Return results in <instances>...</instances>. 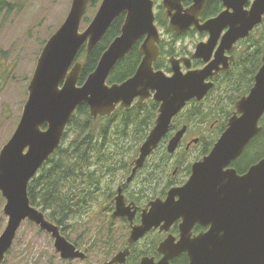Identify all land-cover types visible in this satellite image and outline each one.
<instances>
[{
    "label": "water",
    "instance_id": "obj_1",
    "mask_svg": "<svg viewBox=\"0 0 264 264\" xmlns=\"http://www.w3.org/2000/svg\"><path fill=\"white\" fill-rule=\"evenodd\" d=\"M91 1L72 0L63 23L45 43L27 86L20 120L0 150V194L7 217L0 235V264L25 221L51 237L54 252L62 260L85 259V254L61 235L59 226L31 206L27 192L30 181L60 146L78 107L87 106L90 117L97 119L110 117L116 109H128L135 100L137 107L150 99L159 104L153 125L131 162L128 183L159 146L172 119L188 101L204 98L213 87L209 80L226 73L234 61L228 54L264 18V0H254L248 10L243 8L248 0L237 5L234 0H220L226 10L203 24L199 23V15L207 0H193L187 10H183L181 0H161L170 33L179 36L194 27L197 32L208 34L205 42L195 46L191 58H169L171 75H166L153 67L160 56L161 37L152 0H101L90 24L80 31ZM121 15L124 22L120 34L103 51L83 84L78 85L82 70V64L76 62L78 53L83 47L86 52L92 51ZM140 41L141 60L134 75L121 83H107L117 62ZM193 59L201 60L204 66L191 69ZM263 117L264 55L252 88L235 103L233 115L210 153L192 165L185 186L171 189L164 202L155 200L149 205L141 225L132 228L129 242L138 241L162 222L167 230L181 220L178 242L174 244L167 237L160 244L163 264L181 253L187 254L189 264H264V156L242 175L229 168L260 133ZM185 130L184 127L168 142L169 154L176 150ZM116 201L113 217L124 216L122 199ZM195 223L209 224L211 228L191 237Z\"/></svg>",
    "mask_w": 264,
    "mask_h": 264
},
{
    "label": "trees",
    "instance_id": "obj_2",
    "mask_svg": "<svg viewBox=\"0 0 264 264\" xmlns=\"http://www.w3.org/2000/svg\"><path fill=\"white\" fill-rule=\"evenodd\" d=\"M100 1L93 0L86 13L94 11ZM11 7L0 0V15L4 11L8 12ZM123 22L124 15L116 18L92 51L86 52L84 47L80 50L77 61L82 59V70L78 85H82L95 69L103 51L120 34ZM83 23L84 25L88 23L85 16L81 24ZM155 24L157 27L165 28L166 20L157 13ZM191 36H194V32L188 35ZM171 38L178 41L174 37ZM240 42L239 45L243 47L236 49L231 71L224 80L227 93L231 92L232 96H237L235 99L230 98L231 105L248 91L261 66L264 55V18L261 25ZM161 43L162 59L154 65V68L169 72L167 60L170 57H177L180 53L173 47H166L163 41ZM140 59L135 45L130 53L114 66L107 83H121L132 77ZM156 110L157 106L150 104L145 109L140 110L135 107L117 109L110 117L92 119L87 106L78 107L67 125L60 146L28 185L27 192L31 206L39 209L49 221L59 226L68 239L65 234L67 222L71 218L81 216L89 209L95 199L94 191L98 183H111L104 180L105 176L118 171L122 176L128 174L133 161L132 156L137 152L130 146L125 150L124 142H141L140 136L151 127ZM260 126V133L246 146L236 167L246 168L264 156V117ZM159 151L165 153L164 150Z\"/></svg>",
    "mask_w": 264,
    "mask_h": 264
},
{
    "label": "flooded vegetation",
    "instance_id": "obj_3",
    "mask_svg": "<svg viewBox=\"0 0 264 264\" xmlns=\"http://www.w3.org/2000/svg\"><path fill=\"white\" fill-rule=\"evenodd\" d=\"M92 1L89 3L86 12ZM253 1L254 0H248L245 2L243 5L244 10H248ZM239 3H242V0H234V4L237 5ZM192 4L193 0H181L183 10L191 8ZM225 10L226 8L223 6V3L220 0H207L203 6L201 14L199 15V23L203 24L213 18H216ZM229 12L232 13L231 11ZM164 19L166 20V31L171 35V37L178 39V41L183 38H188V35L193 32L194 37L198 38V42L194 45L191 52H187L182 56L178 55L175 58H191L195 50V46L200 42H205L208 38V34L199 33L194 29V27H190L186 32L179 36L174 35L167 30L168 21L165 17ZM141 42L142 41L136 44L138 50ZM161 42L162 38L158 44L160 56L159 59L153 64V67L162 59L160 50L162 45ZM239 43L241 42L239 41L235 45L234 52L228 54L232 55L234 60L236 55L235 52L239 46ZM233 63L234 61L230 63L229 70L226 73H219L217 77L209 80L213 82V87L207 92L202 100L197 101L192 99L188 101L185 107L172 119L169 130L163 136L159 146L146 158L145 163L139 170H137L130 182L126 183L127 178L131 174V164L128 174L123 176L121 174V180H117L119 182L115 181L116 172L105 176L104 180L111 181V183H98V186L94 191L95 199L93 201L94 203H97L96 210H99L98 213L102 217V219L99 221L100 227L97 230L101 236L100 242L97 243V251L89 252L88 249L90 248L80 249V245L77 240L75 244L69 241L74 245L76 250L85 254V259L62 260L58 255V264L165 263V261H162L164 254L160 251V244L167 237L172 238L174 244L178 242L180 235V225L182 224L181 220L175 221L170 227L167 228V230L163 228L165 225L164 222H162L157 228L147 232L142 238L134 243L129 242L131 230L133 227L141 225L142 215L144 212L150 209L149 205L153 201L159 200L164 202L167 198L168 192L171 189H178L185 186L192 173V165L201 161L210 153L214 144L226 129L228 120L233 115L235 103L243 97L241 96L232 105L231 99L230 103L228 104L223 105V103H221L226 101L222 95L225 92L219 83L226 79V75L231 71V65ZM203 66L204 64L201 60H191V69H199ZM181 69L183 72H186V69L183 67V65H181ZM163 72L166 75H171L170 68L169 72ZM136 101L137 100L134 101L131 107L141 110L147 108L150 104H153L157 106V110L159 108V104L153 102L151 99L141 104V107L136 106ZM151 127L149 128L148 133ZM184 127L186 130L181 141L179 142L176 150L172 154H169L166 150L168 142ZM187 137L190 138L187 140ZM210 142H212V144L210 147H208ZM159 150H164L165 153L163 154ZM192 151L195 152L193 158L188 156ZM241 156L229 166V168L235 169L238 175L244 174L250 166L259 161L258 160L257 162L249 164L246 168H238L236 167V164L240 160ZM110 176H112V178H109ZM116 198H121L123 201V206L121 209L125 213L124 216L113 217V214L116 211ZM88 212L89 210H87L85 213ZM126 215L130 216V220ZM210 228L211 225L209 224L205 225L204 223H195L190 231L191 237L204 234L208 232ZM60 232L61 235L65 237L61 228ZM120 254L124 255L120 259L114 260V258ZM94 255L99 257V259L91 260L90 257ZM168 264H189L188 256L186 253H181L169 260Z\"/></svg>",
    "mask_w": 264,
    "mask_h": 264
},
{
    "label": "rangeland",
    "instance_id": "obj_4",
    "mask_svg": "<svg viewBox=\"0 0 264 264\" xmlns=\"http://www.w3.org/2000/svg\"><path fill=\"white\" fill-rule=\"evenodd\" d=\"M3 1L10 7L12 6V9H9L8 12L4 11L0 15V150L10 139L20 120L23 106L27 100V86L33 75L37 59L47 40L66 18L72 0ZM152 1L154 2V14L158 13L164 18L161 0ZM98 6L94 11L91 10L85 14L88 23L86 25L81 24L80 31L90 24ZM158 30L166 47H173L180 55L191 52L198 42V38L194 36L174 41L166 28L158 27ZM242 47L239 45L238 49ZM78 62L82 63V59ZM253 83L249 85L248 91L243 94L244 96L248 94ZM219 85L225 92L222 94L226 101L221 102L223 105L230 103V98L235 99L237 97L236 95L232 96L231 92L227 93L224 81ZM146 133L148 135V131L141 134V139H139L141 142L129 143L125 141V150L130 146L132 150L136 151L143 142ZM188 138L190 137H187V140ZM211 144L212 142L208 147ZM194 154L195 152L192 151L188 156L193 158ZM136 156V153L133 154V159ZM245 163L246 161L243 162V164ZM117 180H121L119 171L115 175V181L119 182ZM4 204L5 200L0 194V235L7 223V217L3 214ZM96 207L97 203L92 202L88 213L71 218L65 228V234L69 241L75 242L77 240L80 249L90 248L88 249L89 252L97 251V243L101 239L97 230L100 227L99 221L102 217ZM90 259L97 260L99 257L94 255ZM58 260V254L54 252L51 237L35 225L25 221L17 231L3 264H58Z\"/></svg>",
    "mask_w": 264,
    "mask_h": 264
}]
</instances>
